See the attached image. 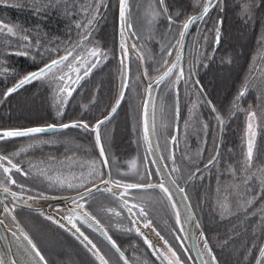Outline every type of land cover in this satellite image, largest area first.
<instances>
[{"label": "rangeland", "instance_id": "rangeland-1", "mask_svg": "<svg viewBox=\"0 0 264 264\" xmlns=\"http://www.w3.org/2000/svg\"><path fill=\"white\" fill-rule=\"evenodd\" d=\"M45 3L51 1V0H44ZM107 1L110 0H74L73 3H69V6H82L88 5V14L87 18L89 19L92 12H90L93 8V12L96 13V17H100L102 11L108 6ZM179 5H177L176 12L171 10V14L175 17V13L179 12L182 14L181 18L183 16L188 15H194L201 11V8L203 6V0H177ZM259 0H254V4L252 6V12L251 16L247 18V21H245L244 25H247L246 30V36L249 38L248 43V53L244 60L241 62V58L243 56L237 57V54H234V59L232 61H226L220 63L221 67H218V71H220L221 74L216 73L212 70V73L216 76L219 75V77H222L224 79L223 86L222 83L220 85V90L224 94L228 95L229 99L227 101V104L225 105L224 101L227 99V97L222 96L220 93L215 94V98L217 99L218 104L222 103L223 105L216 106L217 112L224 118L225 123L223 126H221L215 119L216 113L208 112L209 116L204 117V122H201L203 120V117L197 115L194 110L197 109V96L198 94L194 93L190 95L186 107V112L183 113L182 119L183 122L181 124H186L187 131L191 132V138L193 141L198 140L199 143L195 146H188L187 144V138L185 135L182 136V132H180L176 127V106L173 100L171 99L170 95L166 92V82L167 79L164 81V84H159L156 91L154 92V99L152 102L151 112H150V118H151V125L153 123V117L152 112L154 108V124H155V131L153 133L154 139L156 141L157 150H159L161 159L164 160L166 164V160L172 161L170 159V154H174L175 156V165L173 167H178L180 169L177 173V176L180 178V180L177 181L176 178L175 181L177 182L180 187H184L187 198L189 199V203H191L192 209L194 210V213L197 216L198 223L200 224L201 230L205 236L208 238V245H210V248L212 249V254L216 256V260L218 261V264H235L233 262V258L237 259L236 256L230 255V249L225 253V247L222 243V240H217L216 244L213 243V239L215 238V235L213 236V232H208L206 230V226L209 225L210 227H216L217 228V216L216 212L222 213V210L218 206V202L223 201V196L221 194L217 193V188L219 187L221 190V193L224 192V189L228 187L233 188L235 185L236 188H238L239 196L234 198L229 197V202L231 206L230 211H239L241 209H245L247 207V204L245 201H247L251 195L255 194L256 184L250 183V187L252 189L251 193L245 192V185L243 184V178L244 173L240 171V165L238 163H235L232 165L236 169L235 175H233L232 172L227 170V167L229 164L233 162V159L230 161L227 157L228 155H231L233 158L236 157L235 153L237 152L236 146H233L236 150L232 152V154H228V150L232 149L231 147H228V141L230 137V132L232 130V140L234 141L235 138L240 141H245V130L246 126L243 122L244 119L241 120V125L236 124V118L238 117L239 112H241L244 108L251 106L253 109L257 111V114L259 118L263 119L264 121V0H260L261 4H258ZM115 3L114 8L118 7L119 0H113ZM216 0L213 1L215 3ZM67 3V2H65ZM239 7L242 4V0H239ZM259 5V6H258ZM159 5L157 3V0H129L128 2V16H127V24L131 25L130 28H127V32L130 36V42L132 44L136 45V48H131L130 46V83L129 88L127 90V93L125 95V99L121 104L120 110L122 109V114L125 115L127 119V127L133 126L136 124V128H127L122 129V133H120L124 137V143L126 144L127 141H130L131 147H127L128 149L126 151H123V153L118 154L122 159L119 161L121 167L123 168V172H117L116 166L112 168L113 170V176L116 177L118 173H129L127 176L128 182H143L140 179V176H146L147 171H151V176H146L147 180H149L151 183H159V180L162 179L160 171H157V166L155 163H153V159L151 157V154H149V150L146 146V142L144 140V132L142 127V111H143V103L145 98V81L143 76L140 74L141 66L144 65L145 70L148 71L147 79L149 81V77L158 78L160 74L163 73V69L166 66L162 67V57L164 59H167L171 56H166L164 52H162V46H168L169 36H174L172 39L173 44H170L168 47L172 50L175 47H172V45L175 44V40L178 39L177 35V29L173 27L171 30H169V23L168 20L165 18L164 15H158L155 20H153L151 16V12L153 10L158 11ZM186 8V9H185ZM256 11H254V9ZM184 9V10H183ZM214 9V8H213ZM210 9V12L213 10ZM98 10V11H97ZM241 13V11H238ZM75 13V12H74ZM73 13V15H74ZM82 13V15L80 14ZM217 11L214 13L213 18L210 17L208 14L207 17H205L204 22H197L193 26H191V31L188 36V41L184 49V55L182 56L181 60L179 61L180 65L184 67V69L187 67L188 60L191 59V50L193 46V38L194 35L198 31V27H201L205 31V34L200 36L201 43L199 42L200 46L197 50L199 52H195L194 58H195V66H198L197 63H202L203 66L206 65L208 59L210 56L215 52L216 53V59L219 58V60L222 59L224 51L219 50L218 48L221 47V43L219 42V46L215 47L218 49L217 51H213L210 49V44L214 43V34L213 32H210L209 29H212L216 22V15ZM80 14V15H79ZM118 14V11H117ZM232 12L228 11V15H231ZM257 14V15H255ZM78 15V16H77ZM223 15V14H221ZM92 18V17H91ZM222 18L225 20V17L222 16ZM85 20V14L81 11L76 10L75 17H69L68 22L73 26V29L76 28L77 23H81ZM223 21V20H222ZM99 23V24H98ZM93 24V27L91 28V35L94 34L99 36V39L92 37L93 44L95 42H99L102 46L101 49L105 50L108 53V58L101 62L97 67L94 68L96 70L95 72L99 73V77L101 80L99 82V86L105 87L108 89L107 92H98L97 89L93 90L92 87H86L88 88V92L81 91V89H78V91L75 93H72V96L68 100L65 107H63V115L57 116V107H56V99L53 100L49 97H47V90L46 88H41V85L43 81H34L31 84L25 85L23 88L19 89L17 92L13 93L12 95L8 96L5 100L12 101L20 98L23 93H30L34 89H37L38 92H34V94H29L28 98L22 99L19 104L12 105L11 106V112H6L5 114L8 116V127L6 129H16V124H18V118H22L23 122L22 124H28L27 128L30 127H45L48 125H52L54 123H57V125H60L62 123H71L76 120H84L82 116H90L93 113L100 112L101 114L105 115L108 114L109 111H111V107L114 106L116 99L119 96L120 87L122 80L120 79L119 82L116 83V92L112 94V92L109 93L110 89L113 91L115 90V82L110 80L111 76H113L114 71L118 69L120 58H121V51L116 49L117 44H115V37L113 34L111 37H109V33H107V25L112 23L108 19L107 21H103V18L100 22ZM249 23V24H248ZM224 24V22L221 24V26ZM220 26V32L222 34V28ZM109 28V26H108ZM111 28L115 29L114 26ZM83 29V28H81ZM103 30H106V33L103 32ZM93 32V33H92ZM134 33V34H133ZM97 36V37H98ZM205 36H207V39H205ZM81 38V37H80ZM79 38V40H80ZM77 41V38L74 42L70 43L74 44ZM103 41V42H102ZM70 42V39L67 41V43ZM86 43V42H85ZM119 43H120V34H119ZM98 44V45H100ZM197 44V43H196ZM115 50V51H114ZM129 50V48H128ZM179 48H177L176 51H178ZM137 53H134V52ZM246 54V53H245ZM14 55V54H12ZM20 56V55H17ZM143 56V59H139L138 57ZM198 57H201L200 60H198ZM240 57V59H239ZM175 56L170 58L169 62H173ZM227 58V57H226ZM111 59V60H110ZM2 63V58H0V64ZM106 68H105V66ZM222 65L224 67H222ZM157 69H159V72H157ZM198 69V71H197ZM34 71V70H33ZM31 72V71H28ZM28 72H25L23 70H20L19 72L15 74V71H13L12 76H16L18 78L12 79L11 83L5 88V90L9 87H11L17 79L22 77L23 75L27 74ZM196 77L198 78L200 75V68H196ZM199 73V74H198ZM173 77L169 80H174L175 72L173 73ZM170 78V77H169ZM221 79V78H220ZM245 80L248 81V91L246 95L241 98L239 101V109L237 110L233 106V98H235L241 90L242 85L244 84ZM95 82V81H94ZM180 82V81H179ZM178 82V83H179ZM132 83V84H131ZM204 83V82H203ZM131 85V86H130ZM203 86V85H202ZM131 87V89H130ZM179 87V86H178ZM177 87V88H178ZM189 87V86H187ZM204 88V86H203ZM229 88V89H228ZM228 89V90H227ZM129 92V98L127 97L128 91ZM134 90V91H133ZM206 90V89H205ZM227 90V92H226ZM133 92H136L137 95H135ZM144 92V93H143ZM39 93V99L37 100V94ZM143 93V94H142ZM174 94V92H173ZM107 95L110 97H113L110 104L107 102ZM42 97V101L40 102V98ZM45 97V98H44ZM128 100L126 101V99ZM4 101V100H3ZM203 102V100H202ZM213 105V104H212ZM123 106V107H122ZM223 106H225L223 108ZM261 108V109H260ZM192 110V113L190 114L189 110ZM248 109V108H247ZM119 110V111H120ZM118 114V113H117ZM116 114V115H117ZM102 115V116H103ZM189 115L191 116L189 118ZM104 117V116H103ZM124 117V118H125ZM102 118V117H101ZM100 118V119H101ZM178 118V116H177ZM234 118V119H233ZM242 118H245V115H242ZM247 118V117H246ZM98 119V118H97ZM96 120V119H95ZM112 121V120H111ZM111 121L109 123H111ZM179 121V118H178ZM190 122V123H188ZM243 122V124H242ZM108 123V124H109ZM207 123L208 129H209V135L208 132L203 128V124ZM95 124V122L93 123ZM91 124V125H93ZM138 124V125H137ZM56 125V124H55ZM103 128V130H102ZM111 126H102L100 131H104L103 133V140L102 142H106L105 146H107V149H111L110 143L112 137L114 138L116 134H113V132H110ZM5 129V127L0 128ZM23 129H26L23 128ZM228 129V131H227ZM186 131V132H187ZM189 132V133H190ZM38 135V134H37ZM120 135V137H121ZM227 135V136H226ZM107 136V137H106ZM176 137V143H172V137ZM182 136V137H181ZM227 137V139H226ZM222 142L224 140L225 145L221 147L224 148L225 152L222 156V159L219 163V166H216V169H212L210 174L218 173L220 176L218 179V183L216 185L215 189H212L210 191H202V185L204 182L205 175L202 176V183H198L194 186L193 192L196 194V196H201L202 194H205V198L203 201L205 204L209 207V212L204 211L202 216L199 217L200 212L198 213V209L196 208L195 204L190 199V189H188L187 181L190 177V174H186L185 172L181 173V168L183 165H188L189 162L195 161L201 156L203 157L205 153H207L208 148L210 147V144L216 140ZM60 139L61 145L56 149L52 147L51 142L54 140ZM91 140L95 142V135L92 131L84 130L82 128H69L65 131L57 132L53 135H38V138L36 137H15V138H9L5 141H0V153L3 154H11L13 152L19 151L21 148H30L29 145L36 144L39 145V148L37 149V153L35 155H28L31 160L36 161L35 165L39 166L40 169H38V173L33 172L30 170L29 177L22 175L21 173L14 175V179L19 180H25L30 181L29 183L31 185H35L37 182L40 183V185L46 189L47 193L45 196H48V190L49 188L47 185L43 184L41 181L48 176H51L48 174V172L56 173V177L59 176L61 179L70 181L73 183H77L78 181L73 180V176H71L69 173H66L64 170L59 167V164H61L64 161V157L61 154H63L65 157L68 158L67 165L70 167H74L76 169L80 168V165L88 166L92 162H99L98 159L94 157L90 158L89 154H85V146L91 147ZM193 143V142H192ZM242 143V142H241ZM245 145V143H244ZM33 146V145H32ZM95 146L96 142H95ZM245 147V146H244ZM243 148V154L246 152V147ZM134 148V149H133ZM240 148V149H242ZM8 149V150H6ZM79 150V156L75 155L73 153V150ZM131 150V151H129ZM147 152L146 155L149 157V161L151 165H148L147 161L144 159V151ZM261 150V147H260ZM54 151H57L58 153H54ZM110 153H113V150H109ZM145 152V153H146ZM165 153L167 154L165 157ZM49 154L51 156L54 155L53 161L54 165L47 162ZM53 154V155H52ZM213 154V152L210 153V155ZM242 154V157H243ZM209 155V156H210ZM235 156V157H234ZM257 156V155H256ZM100 158V157H99ZM110 158L113 160L115 158V154H110ZM237 158V157H236ZM255 158V157H254ZM16 159H19L16 157ZM15 159V163H20V159L17 162ZM166 159V160H165ZM135 162L137 170L139 171L140 175H136L130 171L131 163ZM173 164V161H172ZM258 164L259 159L256 157L254 161V170L252 169V172H255V175L258 171ZM75 170V172H82V168L80 170ZM43 172V174L40 175V173ZM29 173V172H28ZM38 174V175H37ZM241 176L243 178H241ZM52 177H55L54 175ZM201 177V176H200ZM4 177H0V180H3ZM86 179V177H85ZM200 179V178H199ZM198 179V180H199ZM252 180V179H251ZM200 181V180H199ZM18 182V180H17ZM51 185H54L57 190L51 191V193L55 194V196H72L75 195V191L68 189L67 187H61L59 184H55L52 181ZM97 182V181H96ZM251 182V181H250ZM187 183V184H186ZM205 183V182H204ZM19 184V182H18ZM10 188H12L13 191H16L14 187L16 185H8ZM17 188V187H16ZM83 191V190H82ZM243 191V192H242ZM18 192V191H16ZM94 194H105L104 197H96L99 201V204L102 207L105 208H114L117 209L116 211L120 212L121 215L114 216L104 210H99L97 207H95L93 210L86 205V209L91 212L97 220L102 218L103 222L100 220V226L102 225L104 228V231H107L106 226H111L112 232L117 233L124 239V244L120 245V248L122 251H124L125 255L128 253L133 254L134 256L137 255L138 258L141 257L140 255L146 254L149 255L152 254V258H155L158 264H167L166 260H162V257L164 255H167L170 257V253L168 252V246L170 245L171 248L177 253V255L180 257L181 261L184 262V264H196L194 261V258L191 255V251L189 246L187 245V240L185 237V230L181 231L180 227L181 224L183 225V219L181 214V224L178 228L173 227V217L175 215V210H171V206L169 202H167V199L165 195L159 191V190H149L146 191H140L136 192L134 190V196L135 200L133 202L140 203L142 207H144L145 211L148 213V219H153L154 223L152 222V226L150 228H144L143 227V218H141L136 224L132 223V218L129 216L126 209H124L126 215L129 219L128 222L125 221L124 217H122L123 210L117 206L118 204L112 205V201L118 202L117 199L112 198L110 195L106 193H94ZM108 195V197H107ZM4 198V197H3ZM111 198V199H110ZM199 199V201L201 200ZM175 200V199H174ZM262 200H264V197H262ZM62 200L60 199H34V200H27V197L23 195V199L20 201V204H22L23 207H25L26 210L29 212H24L19 208H16V211H19L18 213L15 211L13 215L16 217V219L19 221V225L21 228L24 229V232L28 234V236L33 240L34 243H36L37 247L39 248L40 252L44 257H46V251H47V244H51L52 247H55L57 249L60 248V246L63 245H69L70 249H74L71 247V243H74L77 245H81V247L84 249V245L81 244L80 240H78L72 232L68 231L66 228H61L59 224L53 222L52 220L47 219L46 217L52 216L56 220H59L58 217H56V214L59 216H63L66 214L67 209L65 208L64 212L57 213L56 207H50V209H46V207L50 206V203L55 202L59 205ZM176 201V200H175ZM5 204L11 206V203L16 201H13L11 196L8 197L7 200L4 201ZM91 202V200L89 201ZM257 204L255 207L252 206V208H248V211H251V214L246 219L248 222L243 223V230L247 229L248 231L252 229L251 235L244 234L243 239L240 237V235H237L239 237V242L236 243L235 247L232 248L233 251H247L248 247L252 246L253 243H255L256 238L252 237L256 234V228L259 225L258 217H261L260 209L264 208L262 207L261 200L256 201ZM119 203V202H118ZM27 205H31V207H28ZM69 207H72L69 205ZM34 208L36 210H34ZM178 210L181 211V208L179 209L177 205ZM150 211L155 217L151 218L149 215ZM43 213V214H42ZM138 215V214H137ZM176 217V216H175ZM43 219V220H42ZM63 221V220H62ZM112 221H115L112 223ZM176 221V219H175ZM262 221V219H261ZM61 222V220H60ZM160 222V223H159ZM63 223V222H61ZM55 225L56 230H52V225ZM78 226L81 227V231L84 232L85 235L89 237L93 241V243L96 244L97 248L100 249V252L105 255V258L109 260V264H123V262L119 259V256L117 255V252L100 237V235L97 232H94L92 229H90L87 225H83L80 222H77ZM106 224V225H105ZM219 226V225H218ZM106 227V228H105ZM135 228H140L145 235L148 236V238L152 241L154 248L158 251L154 252L153 249L148 248L147 244L144 242L143 238L135 232ZM153 228H155L156 232H159L161 236L164 237L165 240L168 241V245H165L162 240L159 239L158 236L155 235V232H153ZM125 229H133L132 231H125ZM184 229V225H183ZM108 235L111 236V234L107 231ZM112 237V236H111ZM176 237H179L180 239H176ZM113 238V237H112ZM132 239V245L137 248V245L135 244V241H139L144 244V249L142 252L139 251H129L128 247L130 245V240ZM245 239L248 241H245ZM115 240V239H114ZM116 241V240H115ZM245 242V244H248L247 249L244 248V245L242 242ZM118 244V241H116ZM217 246V251L214 250V245ZM119 245V244H118ZM264 245V244H263ZM86 250V249H84ZM87 251V250H86ZM88 252V251H87ZM90 254V252H88ZM225 256H224V255ZM252 258L255 259L253 261V264H255L256 259L259 256V252H256V250H251ZM204 255L207 257L209 263H211L210 256L207 254V249H204ZM221 255H223V259L221 258ZM91 256V254H90ZM127 256V255H126ZM160 256L161 258L158 259L157 257ZM92 257V256H91ZM93 258V257H92ZM46 259V258H45ZM143 262H149L150 259L148 258H139ZM47 260V259H46ZM131 264H133L131 262ZM238 264V263H237Z\"/></svg>", "mask_w": 264, "mask_h": 264}, {"label": "trees", "instance_id": "trees-1", "mask_svg": "<svg viewBox=\"0 0 264 264\" xmlns=\"http://www.w3.org/2000/svg\"><path fill=\"white\" fill-rule=\"evenodd\" d=\"M74 0H51L47 3H45L46 1L44 0H3L2 3H0V21H2L5 24H9L11 26H14L17 30L18 36L20 35H24V34H28L29 35V55L27 56H16V55H11L10 52H17L19 50H23L22 48V44L24 43L23 41H20L18 43L17 37H10L8 34H4V35H0V58H2V63L4 67H9V70H13L15 71V74L17 72H19L20 70H23L25 72L28 71H35L37 70L39 67L43 66V64L47 61H49L50 59L53 58H57L59 55H63L65 53V49H70L80 38L79 33H82L84 31V29H73V26L68 22V18L75 17V13L76 10L78 12H80V9L82 6H74V4L72 6H69V3H73ZM67 2V3H65ZM108 6H106V8L102 11L103 13H101L100 17H96L95 15V23H98L101 21V19L103 18V21H107L108 19L110 20V24L107 25V33H109V37H111V35L113 34V36L115 37V44H117V47H115L116 49L119 50V33H118V22H117V11L116 8H114L115 3L113 2V0L107 1ZM165 3L167 5L168 8V12L171 14V10L176 12L177 9V5H179L177 0H165ZM239 0H223L221 7L223 8V11H220L219 8L216 9V11L218 12L216 15V20L217 19H221L223 20L224 24L221 26L222 28V34L220 36V43L222 44L220 48H218L219 50L222 49L225 50L223 57L221 60H219V58L216 59V53L214 52L210 58L208 59L207 63L205 66H203V64L197 63L198 66H196V68H200V75L198 77V80L200 81V86H204V93L205 94H198L197 93V89L192 87L193 84V79L188 80L187 79V83H189V87H185L183 83L177 84L174 83V80H171L169 82V80L173 77L168 78L166 84V92L167 94L170 95L171 99L173 100V102L175 103L176 109L178 107L179 109V121L178 118L176 116V125L175 127L182 132V136L185 135L187 138V144L188 146H193V145H197L199 143L198 140L193 141L191 136V132L187 131V128L185 127L186 124H181L183 122L182 119V115L183 113L186 112V107H187V103H189L188 99L190 97L191 94L194 95V93L198 94L197 96V109L194 110V112L203 117V120L201 122H204V117L209 116L208 112H211V107L207 104V100H211L213 105L219 106L220 104H218L217 99L215 98V94L217 95V93H220L222 96L229 98L228 92H229V88L226 90L227 94H224L223 92H221L220 90V85L224 82V79L222 77H219V75H214L212 73V70L215 71L218 74H221L220 71H218V65L219 67H221L220 63L222 62H226V61H232L234 59V54H237L240 56H243V58L239 59L241 60V62L244 60V58L246 57L248 51H247V47H248V43H249V38L246 36V30H247V25H244L245 21H247L248 17H241V14L238 12L239 10L241 11V6L239 7ZM258 4L260 5L261 2L260 0L258 1ZM258 5V6H259ZM186 9V8H185ZM257 8L254 9V11H256ZM95 9L93 8L90 12H92L89 17V19H91V17L93 16V14L95 12H93ZM96 11V10H95ZM228 11H231L232 14L228 15ZM75 12V13H74ZM74 13V15H73ZM82 15V13H80ZM79 14V15H80ZM96 14V13H95ZM223 14V15H221ZM257 15V14H255ZM78 16V15H77ZM222 16L225 17V20L222 18ZM264 22V21H263ZM99 24V23H98ZM249 24V23H248ZM109 26V28H108ZM112 26H114L115 29L111 28ZM93 27V26H92ZM95 27V26H94ZM93 27V28H94ZM23 29L24 31L21 32L20 30ZM104 33H106V30H103ZM93 33V32H92ZM94 34H92L91 36L94 38L99 39L98 35L93 36ZM98 36V37H97ZM89 38V39H92ZM77 38V41L74 44H71L72 42H74ZM70 39V42L67 43V41ZM92 42H94L93 40H91ZM103 42V41H102ZM87 43V42H86ZM100 44L99 42H95ZM91 46V45H89ZM101 44L99 45V47L101 48ZM218 47L219 45L216 44L215 42L210 44V49H212L213 51H217L218 49H216L215 47ZM178 47H175L173 49V55L169 58H167L168 61H170L169 59L174 57L176 55V50ZM39 49V52L37 51ZM218 50V51H219ZM115 51V50H114ZM246 53V54H245ZM33 57H35L33 59ZM227 57V58H226ZM71 59V57H70ZM201 57H198V60H200ZM111 60V59H110ZM105 66V65H104ZM121 64L119 63V67L117 70L114 71L113 76H111L110 80L115 82V90H111L109 91L113 93L116 92L117 88H116V83L120 81L121 78ZM167 67V66H166ZM166 67L163 69V71L166 69ZM222 67H224L222 65ZM106 68V66H105ZM84 69H81V75L83 74ZM96 70H94V68L92 69V71L90 72V74L92 72H94V81L90 83L89 81V75L87 77H85L84 79L80 80L79 83L77 85H74L75 87V91L73 92H77L78 89H81V91H85L88 92V88H86V86H94L92 87L93 90L97 89L98 92H107L108 89L105 87H101V85L99 86V82L101 80L99 77V73L101 72L100 70H98V72H95ZM198 71V69H197ZM199 74V73H198ZM11 76L9 78H3V76H0V99H3V93L5 91V88L11 83L12 79L18 78L16 76ZM132 76V75H131ZM221 78V79H220ZM204 82V83H203ZM132 84V83H131ZM164 84V82H163ZM131 86V85H130ZM179 86V87H178ZM46 88L47 90V97L51 98L53 100L56 99L57 94H56V85L55 83H47V82H43L41 85V88ZM178 87V88H177ZM198 87V86H197ZM121 88V87H120ZM131 89V87H130ZM206 89V90H205ZM38 92L37 89H34L32 92L30 93H23V95L16 99V100H12V101H7L5 99H3L4 101L2 103H0V128L5 127V129L8 127L7 123H8V116L5 114L6 112H11V106L12 105H16L19 104L20 101L22 99L28 98L29 94H34V92ZM134 91V90H133ZM129 92L128 91V95L127 97L129 98ZM174 92V94H173ZM217 92V93H216ZM135 95H137L136 92H133ZM144 93V92H143ZM142 93V94H143ZM215 93V94H214ZM108 99L107 102L110 104V102L112 101L113 97H109L107 95ZM45 98V97H44ZM128 98L126 99V101L128 100ZM39 99V93L37 94V100ZM59 99V97H57L56 101ZM70 99V97L67 98V102ZM235 98H233L234 100ZM203 100V102H202ZM227 100L224 101L225 105L227 104ZM40 102L42 101V97L40 98ZM67 102L64 104V107L66 106ZM56 107H58V104L56 102ZM123 107V106H122ZM221 107V105H220ZM225 107V106H224ZM223 107V108H224ZM216 108V107H215ZM248 107H246V109L244 108L241 112L237 113L238 117L236 118V124H240L241 125V120H243L245 126L246 125V120H247V116H246V111ZM261 109V108H260ZM245 115V118H242V115ZM103 114H101L100 112L97 113H93L92 115L88 116H82L84 118V120L87 122L89 125L93 124L94 122H96L98 119H100ZM106 115V114H105ZM177 115V114H176ZM124 114H122V109L118 112V114L112 119L111 123L106 124L105 126L107 127L108 125L111 126L110 128V132H113V134H116V136L112 139L109 146H111V149L113 150V153L115 154V158L112 160L110 158V153L109 150L111 149H107L108 147L105 146L106 142H104V147H105V152L106 155L108 156L112 168L114 166H116V171L117 172H123L122 171V167L119 163V161L122 159L120 156H118V154L123 153V151H126L128 148L127 147H131V143L130 141H127L126 144L124 143V137L120 134L122 133V129H127V128H136V124H134L133 126L127 127V119ZM191 116L189 115V118ZM98 118V119H97ZM96 119V120H95ZM234 119V118H233ZM80 120V119H79ZM263 119L259 118L258 116V120L257 122L254 124V128L256 131V137H255V150H254V161L256 159V157H258L259 159V164H258V169L261 167H264V121H262ZM23 119L20 117L18 118V124H16V127L19 129H23V128H27L28 124H22ZM242 122V124H243ZM190 123V122H188ZM54 124H58L54 123ZM138 125V124H137ZM259 125V126H257ZM103 130V128H102ZM209 135V129H205ZM187 131V132H186ZM228 131V129H227ZM190 132V133H189ZM103 133L104 131H101V139L103 140ZM121 135V137H120ZM181 136V137H182ZM227 136V135H226ZM228 136L230 137L229 141H228V147H231L232 149L228 150V154H232V152H234L236 149L233 148V146H236L237 148V152L235 153L236 157L233 158L231 155H228L227 157L229 158V160L231 161L233 159V162L229 165H234L235 163H238L240 161L243 160L242 154H243V148L242 146L246 147V140L244 141H240L239 144V140H237V138H235V140H232V130L230 132V135L228 134ZM107 137V136H106ZM227 139V137H226ZM61 140H54L53 142H51L52 147L54 148V146L56 147V149H58V147L61 145ZM92 144L91 147L85 146V154H89L90 158L92 157V155H94V157L98 160H100L99 158V150L98 147L95 146V142L93 140H91ZM193 142V143H192ZM242 142V143H241ZM245 143V145H244ZM38 142H36V144H32L33 146L28 148L27 151L25 152H21L20 155L16 156L20 159V163L19 165L23 168V170L25 172H29L30 174V170H32L35 173H38V169L39 166L35 165L36 161H33L30 159V157L28 155H35L37 153V149L39 148V145H37ZM225 145L224 140L219 141L217 138V141L215 140L210 144V147L208 148L207 153H205V155L195 161H191L188 163V165H183V167L181 168V173L185 172L186 174H190V176H192L193 173H195V177L192 179H188L187 183L188 184V189H190V199L191 201L195 204L196 208L198 209V213L200 212L201 214H199V217L202 216V214L204 211L209 212V207L205 204V202L203 201V199L201 198H205L204 196H206L205 194H202L201 196H196V194L193 192V188L196 184L198 183H202V179L199 177L204 176V182L202 185V191L206 192L207 190L210 191L212 189L216 188V185L218 183V179H219V175L218 173H213L210 174L212 169H216V165L214 167H209L207 169L204 168V164L207 162V160L213 155L210 153L213 152L214 153V149L216 147H219V151L221 154V158L220 161L222 159V156L225 152L224 148L221 147ZM244 147V148H245ZM261 147V150H260ZM242 148V149H240ZM134 149V148H133ZM131 151V150H129ZM144 151V150H143ZM144 151V159L145 157H147L145 159V161H147L148 165H151L150 161H149V157L147 154V152ZM54 153H58L57 151H54ZM73 153L75 155H80L79 150L75 149L73 150ZM53 155V154H52ZM60 155H62L65 159L64 161L59 164V167L61 169L59 170H64L66 171V173H69L71 176H80V172H75L74 167L72 166H68V158L65 157L63 154L60 153ZM167 154L165 153L164 157ZM210 155V156H209ZM257 155V156H256ZM94 157H92V159H94ZM54 155L51 156L49 154L47 162L51 163L54 165V161H53ZM16 159V158H15ZM19 159H16L17 162L19 161ZM166 160V159H165ZM15 161V160H14ZM13 161V162H14ZM220 163V162H219ZM32 165H35V167H32ZM229 165L226 166L227 170L229 168ZM166 166L168 167V170L171 172V174L173 175V178H176L177 181L180 180V178L177 176L176 172H173V164L172 161L166 160ZM26 167V168H25ZM97 167H99V164H97ZM199 168L200 171L197 172L196 169ZM255 167H253L254 170ZM80 168L76 169V170H80ZM240 169V168H239ZM88 166H83L82 168V172H84L86 180H92L93 177H88L87 176V171H88ZM259 172V171H258ZM3 174V173H2ZM14 175L19 174V173H15L13 172ZM43 174V172L40 173V175ZM48 174H50L51 176H55L56 177V173H51L48 172ZM38 175V174H37ZM261 173L259 172V174L257 173V175L252 177L251 180V184L254 183L256 184V188H258L259 185V181L257 179V177H260ZM29 177V175L27 176ZM241 178H243L241 176ZM4 179V178H3ZM200 181H199V180ZM19 184H24L25 185V189L23 192L24 196H28V195H32V196H37L40 193H43L44 195H46L47 191L45 188H43L40 183H36L35 185H31L29 182L30 181H26L25 180H19L17 179ZM43 184L47 185V187L49 188L48 190V197H52L55 196V194L51 193V191H55L57 190V188L54 185H51L50 180L46 177L41 181ZM98 183V180H97ZM186 183V184H187ZM250 184V185H251ZM17 187V186H16ZM14 187V189H16V191L21 192V189L19 187ZM215 187V188H214ZM233 188H236V186L234 185ZM29 189H31L32 191H28ZM81 191L83 189H80ZM149 190H155V189H149ZM159 190V189H156ZM232 188H230L229 191H231ZM143 192L146 190H142ZM160 191V190H159ZM136 192H140V191H136ZM243 192V191H242ZM75 193V192H74ZM204 195V196H203ZM104 197L106 196L105 194H94V198L91 199V202H89V207L93 210L95 207H97L99 210H104L107 209L105 207H102L99 204V201L97 200L96 197ZM108 197V195H107ZM231 198H234V196H231ZM111 199V198H110ZM167 199V198H166ZM199 199H201L199 201ZM52 200V199H51ZM167 202L168 199H167ZM113 206H115L114 204H118L117 206H119L122 210V217H124L125 221L128 222L129 219L124 211L123 206L118 203V202H111ZM170 206L171 203L169 202ZM257 204V202L255 204H253L252 206L255 207ZM262 207H264V203L261 204ZM251 207H245L247 208V211H244L243 209L239 210V211H229V212H223L220 213L219 211L216 212V216H217V228L216 227H210L209 225L206 226V230L208 232H213V236L215 235V238L212 240L213 243L216 244L217 240H222V243L224 244V249L226 250L224 254H226V252L230 249V255L231 256H236L237 259L235 261V259L233 258V262L235 264H253V261L255 259L252 258V254H249V249L250 250H256V252H259V247L264 246V229H262V225H264V221H261V217H258L259 225L256 228V234L252 237L256 238L255 244L257 245V247L253 248L252 246L248 247V244L243 241V245L244 248L248 250L247 251H242V252H238V251H233L232 248L235 247L236 243L239 242V237L237 235H240V237L243 239L244 234H249L251 235V230H243V223L246 221L248 222L246 219L249 217V215L251 214V211H248V208H252ZM117 210V209H116ZM171 210H174L171 206ZM147 211V210H146ZM19 211H17L18 213ZM149 215L151 218L155 217V215H153L150 211ZM176 217L174 215L173 217V227L178 228L180 225L177 224V222L175 221ZM43 220V219H42ZM101 222H103L102 218L99 219ZM153 223V219H150ZM115 221H112V223H114ZM160 223V222H159ZM106 225V224H105ZM219 225V226H218ZM56 226L53 224L52 225V230L55 231ZM107 227V228H106ZM105 228L107 229V231L111 234V236L113 237V239H115L116 241H118L119 246L122 245V243L124 244V239L118 235L117 233H113L111 226H106ZM245 241H248V239ZM135 244L137 245V248L134 247L132 245V239L130 240V245L128 247L129 251H139L142 252L144 249H146L144 247V244L141 242H137L135 241ZM213 244L214 246V250L216 251V253H218L219 251H217V246ZM47 251H46V259L48 261L49 264H98L97 261H95L90 254L84 250L81 247V245H79L77 247L76 244L71 243V247H73L74 249H70L69 245H63L60 246L59 249L52 247L51 244H47ZM223 254V255H224ZM118 255V254H117ZM127 257H129L130 261L133 264H158L157 261L155 260V258H152V254L150 253L149 255L143 254L140 255L141 257L139 258H148L150 259L149 262H143L141 261L137 255H133L131 253L126 254ZM221 255V258L223 259V256ZM119 256V255H118Z\"/></svg>", "mask_w": 264, "mask_h": 264}, {"label": "snow or ice", "instance_id": "snow-or-ice-1", "mask_svg": "<svg viewBox=\"0 0 264 264\" xmlns=\"http://www.w3.org/2000/svg\"><path fill=\"white\" fill-rule=\"evenodd\" d=\"M3 0H0L2 3ZM223 0H216L213 3V0H203V6L201 11L194 15L182 16L181 13H175V17L173 14L168 12L167 5L165 0H157L159 5L158 11L153 10L151 12V16L153 20L158 15H164L165 18L168 20L169 23V30L173 27L177 29L178 39L175 40V45L172 47H178L180 51L184 48V40L186 35L190 32V27L197 22H204L205 17L208 16L210 9L219 8L220 11H223L221 7ZM254 4V0H242L241 4V17H250L252 12V6ZM120 5V20H121V40H120V51H121V88L119 92V96L115 101V105L111 107V112L109 114L104 115L102 119H98L95 124L89 125L87 122L82 120H76L71 123H62L59 125L60 128L68 129V128H82L84 130H89L94 133L95 135V142L99 148V157L100 160L98 162L99 167H97V162H92L88 165L87 176L93 177L92 180H86L84 172H81L80 176H73V180L78 181L77 183H73L70 181H66L61 179L59 176L52 177L48 176L47 178L55 184H59L61 187H67L68 189L74 190L75 195L72 196H52L48 197L45 196L43 193H40L37 196L28 195L27 200H34V199H60L64 203L62 205L56 206V212L61 213L67 209L65 215L61 217L62 220H65L67 223H61L60 220H56L52 216L46 217L49 220L59 224L61 228H66L68 231L72 232V234L80 240L81 244L84 245L85 248L88 249L89 252L95 256V258L100 262V264H109V260L105 258L100 252V249L97 248L96 244L93 243L91 239L87 235L81 231V227L78 226L77 221H79L83 225H88L91 227L89 221H95L96 224H99L100 221L96 219V217L86 209V205H88L89 201L94 198V193L103 192L110 194V196L114 199H117L118 202L123 206L124 209L127 210L129 216L132 218V223L136 224L141 218H143V227L150 228L152 226V221L148 219V213L145 211L144 207L141 206L140 203L133 202L135 200L134 190L135 191H142L147 189H159L168 201L171 203L172 208L175 210L176 222L177 224H181V214L177 208V202L173 199V193L165 185V183H151L147 180L146 176H151V171H147L146 176H140V179L143 182H128L127 176L129 173H118L116 177L113 176V170L111 162L108 156L105 153V147L101 139L100 128L104 125L107 121L111 119V114H114L117 111L121 101L124 99V90L129 87L128 85V65L126 63L128 59V45L124 39V32L126 27L130 28L131 25L127 24V12H128V0H119ZM88 5L81 7V11L85 14V20L81 23L76 24L77 29L83 28L84 31L79 33L80 40H78L70 49H65V53L63 55H59L57 58L50 59L49 61L45 62L43 66L39 67L35 71L28 72L27 74L23 75L16 82L9 88H7L3 93V99H6L8 96L12 95L13 93L17 92L19 89L23 88L27 84H31L34 81H43L49 84L55 83L56 85V94L59 99L57 100V112L56 115L62 116L63 115V107L64 104L67 102V98L72 96L73 91H75L74 85H77L80 80L87 77L93 68L97 67L101 64L102 61L108 58V53L101 49L98 43L93 44V42L89 39L91 36V28L95 21V13L93 14L91 19L87 18L88 14ZM98 11V10H97ZM223 23L221 19H217L215 25L212 29H209L210 32L214 34V42L219 44L220 42V25ZM21 32L24 30L21 29ZM8 34L10 37H17L18 43L23 41L22 44L23 50L17 51L16 55L27 56L29 55V35L24 34L18 36L17 30L14 26L9 24H5L0 21V35ZM134 34V33H133ZM207 39V36H205ZM87 42V43H85ZM91 45V46H89ZM132 48H136V45H131ZM162 52L165 53L166 56H172L173 52L168 46H162ZM39 52V49L37 50ZM180 51L176 52L175 61L169 62L167 59L162 57L163 66H167L166 69L163 71L162 74L158 76V78L149 77V82L147 83L145 92L147 99H145L143 105V132H144V140L149 145V150H151L152 141L150 139V125H149V104L151 102V97L155 89L153 88V83L156 85L162 84L166 78L172 77L173 73L175 72L174 76V83H178L180 80L186 78L185 69L179 63L181 60ZM71 57V59H70ZM35 57H33L34 59ZM139 59H143V56L138 57ZM84 69L83 74L81 75V69ZM159 72V69H157ZM9 74V70L0 64V76H5ZM145 76H148V71L145 70L143 73ZM193 76V69H189L187 72V79L191 80ZM199 86V87H197ZM193 88L197 89L198 94H205L203 86H200V81L194 80L192 84ZM248 91V81L245 80L244 84L239 90L235 100L233 102V106L237 110L239 109V101L243 98ZM3 99H0V103L3 102ZM207 104L211 107L213 113H216L215 119L216 121L223 126L225 123L224 118L217 112V109L214 105H212L211 100L206 101ZM246 111V130H245V137H246V152L243 154V160L239 162L240 164V171L243 172V184L245 185V192L251 193L252 189L250 187V181L253 176H255V172L251 170L254 167V150H255V137L256 131L254 128V124L258 120V114L255 109L251 106ZM190 114L192 110H189ZM177 116L179 115V109H176ZM153 123L151 125V132L154 133L155 131V124H154V108L152 112ZM187 124V122H185ZM259 126V125H257ZM57 125L52 124L48 125L47 127H30L26 129H0V141H5L9 138L15 137H36L38 138L37 134L46 133L49 131L54 130ZM207 123L203 124V128L207 129ZM176 137H172V143H176ZM28 147H32L29 145ZM27 151L26 148H21L17 152H13L11 154H3L0 153V172L4 174V179L0 180V192L8 194L3 199H0V205H4L2 212H0V228L5 227V220L11 218V223L7 225L8 231L11 232L13 238H15L18 242L20 241V237H23V240L27 242V245L24 246L23 251L26 253L28 257H31L33 260L35 257H39V261L41 264H48V261L45 259L44 255L41 254L39 248L37 247L36 243L28 236L27 233L24 232V229L19 226V221L13 215L15 212L19 202L23 199V192L25 189L24 184H18L17 180L13 178V172L21 173L24 176H27L29 173L25 172L23 168L18 164L13 162L12 157L20 155L21 152ZM147 157H145L146 159ZM170 159L173 161V165H175V156L174 154H170ZM221 158V154L219 151V147L214 149L213 155L207 160L204 164V168L207 169L209 167H214L219 164ZM155 163V161H153ZM35 167V165H32ZM83 168V165H80ZM228 170L235 175L236 169L229 165ZM130 171L136 175H140L139 171L137 170L136 164L133 161L131 163ZM159 171V169H157ZM173 172H179L180 169L178 167H173ZM197 172L200 171L199 168L196 169ZM261 173L260 177H257L259 181V187L255 189V194L251 195L250 198L245 201L248 207H251L253 204L256 203L257 200H262L264 197V167L257 169ZM195 177V173L189 177L192 179ZM203 178V177H199ZM98 180V183L96 182ZM172 185H176L175 179H170L169 181ZM16 185L21 189V192L13 191L8 185ZM103 186V187H101ZM80 189H83L81 191ZM28 191H32L29 189ZM217 193L223 196V201L218 202L219 208L223 212H229L231 210L229 197L230 196H239L238 188H232L229 191L228 187L224 189V192L221 193L220 188H217ZM180 192H184V189H180ZM8 196H11L13 201L16 203H11V206L4 204V201L8 199ZM71 205L72 207H69ZM31 207V205H27ZM104 211L114 215L119 216L121 215L120 212L116 211L114 208L104 209ZM247 211V208L244 209ZM261 212V219L264 221V208L260 209ZM43 214V213H42ZM138 214V215H137ZM70 226V227H69ZM101 228L103 226L101 225ZM16 229L19 230L20 235H18ZM262 229H264V225H262ZM133 229H125V231H132ZM155 232V235L159 237L160 240L164 242L165 245H168V241L164 239L163 236L160 235L159 232H156L155 228L152 229ZM180 230L183 231V225L181 224ZM135 232L139 234L144 242L147 244L148 248L153 249L154 252L158 251L154 248L152 241L148 238L145 233L141 231L140 228H135ZM103 235L107 238L108 242L111 244L112 248L119 254V259L123 262V264H131L129 257H127L124 251L121 250L120 246L117 242L108 235L107 231H103ZM0 239H6L3 234H0ZM176 239H180L176 237ZM204 239V246L207 249V254L210 256L211 264H218L216 260V256L212 254V249L208 247V238L207 236L203 237ZM10 247V246H9ZM252 247L255 248L257 245L255 243L252 244ZM168 252L171 254L170 257L164 255L162 260H166L167 264H184L181 261L180 257L177 253L168 246ZM251 250L249 249V254ZM34 254V255H33ZM158 259L161 257L158 256ZM0 264H6L5 257L3 253H0ZM7 264H16L14 260L11 259L9 256ZM204 264H209L208 261H204ZM255 264H264V246L259 247V256L256 259Z\"/></svg>", "mask_w": 264, "mask_h": 264}, {"label": "water", "instance_id": "water-1", "mask_svg": "<svg viewBox=\"0 0 264 264\" xmlns=\"http://www.w3.org/2000/svg\"><path fill=\"white\" fill-rule=\"evenodd\" d=\"M214 1V0H213ZM129 2V0H128ZM117 11H118V14H117V22H118V33L120 34V40H121V20H120V5H119V2H118V7H117ZM129 12V10H128ZM128 12H127V16H128ZM193 26V25H192ZM190 31H191V27H190ZM190 33V32H189ZM189 35V34H188ZM188 35H186L185 37V40L183 42L184 44V48L182 51H180V49L178 51H180V54H181V58L182 56L184 55V49H185V46L187 44V37ZM124 39H125V42L126 44L128 45V48H129V51H128V59L126 61L127 65H128V73H127V76H128V85L130 83V78H131V75H130V67H131V64H130V57H131V54H130V46L133 45L131 42H130V36H129V33L127 32V27L125 29V32H124ZM132 48V47H131ZM133 49V48H132ZM134 50V49H133ZM134 52V51H133ZM134 53H137V52H134ZM175 61V58L173 60V62ZM145 71V68H144V65L141 66V71H140V74L143 76L144 78V81H145V85H147V83L149 82L148 79H147V76H145L143 73ZM167 79V78H166ZM159 85H156L155 83H153V88L157 89ZM129 88V87H128ZM127 89L124 90V99H125V95H126V92H127ZM154 91V92H155ZM154 92L152 94V97H151V102L149 104V113L151 112V105H152V102H153V99H154ZM124 99L121 101L119 107L117 108V111L114 113V114H111V119L116 115V113L120 110V107H121V104L122 102L124 101ZM145 99H147V96H146V93H145V98H144V102H145ZM144 105V103H143ZM142 118H143V111H142ZM111 119L109 121H107L104 125H106L107 123H109L111 121ZM102 125V126H104ZM149 125H150V139L152 141V145H151V150H149V145L146 143V146L149 150V154H151V157L153 159V161H155V164L157 166V168L159 169L160 171V174H161V177L162 179L159 181L160 183H165V185L167 187H169V189L171 190V192L173 193V199L176 200L177 202V205L180 209V201L182 200L184 204H186V207H187V216L186 218L184 219V215H182V219L183 221L185 222L186 224V229H185V237H186V242H187V245L189 246L190 248V251H191V255L192 257L194 258V261L196 264H204V261H207V259L205 258L204 254L202 251H200V248L197 244V238L195 237V235H193V230H194V227H197L198 228V237L200 239V241L203 243L204 245V239L203 237L205 236V234H203L202 230H201V227H200V224L198 223V220H197V216L196 214L194 213V210L192 209V206L191 204L189 203L188 201V198H187V195L185 192H180V189H184V188H181L177 182H176V185H172L169 181L170 179H174L173 178V175L171 174V172L168 170V167L166 166L164 160L161 159V156H160V153H159V150H157V145H156V141L154 139V135L153 133L151 132V118L149 116ZM101 126V127H102ZM142 127H143V121H142ZM66 129H63V128H60L59 126H57L54 130L52 131H49V132H46V133H41L40 135H49V134H55L57 132H60V131H64ZM101 130V128H100ZM91 131V129H90ZM101 133V131H100ZM98 147V146H97ZM99 150V148H98ZM106 153V152H105ZM103 187V186H101ZM99 193V192H98ZM103 193V192H101ZM107 194V193H106ZM0 197H5L7 196L8 194L6 193H3V192H0ZM110 195V194H108ZM10 197V196H8ZM15 203V202H13ZM64 202L61 201L60 204H63ZM59 204L58 203H55V202H52L50 203V206L49 207H46V209H50V207H56L58 206ZM34 210H36L34 208ZM180 211V210H179ZM56 216L58 217L59 220H61V222L63 223H67L65 220L62 221L61 217L62 216H59L58 214H56ZM186 220V221H185ZM79 222V221H78ZM89 223L91 224V227H89L90 229H92L94 232H97L100 237L109 245V247L112 248L111 244L108 242L107 238L103 235V231H104V228H101L100 224H96L95 221H89ZM20 226V225H19ZM88 226V225H87ZM70 227V226H69ZM18 235H20V233H18ZM20 240L21 242L26 246L27 245V242L23 240V237L21 236L20 237ZM84 247V246H83ZM208 247H210V245H208ZM87 251L88 249L85 248ZM115 250V249H113ZM89 252V251H88ZM7 253L9 254L8 250H7ZM91 256L93 257V259L95 261L98 262V264H100V262L95 258V256H93V254L90 252ZM118 254V253H117ZM34 255V254H33ZM119 255V254H118ZM34 262L35 264H41V262L39 261V257H35L34 259ZM49 264V263H48Z\"/></svg>", "mask_w": 264, "mask_h": 264}, {"label": "bare ground", "instance_id": "bare-ground-1", "mask_svg": "<svg viewBox=\"0 0 264 264\" xmlns=\"http://www.w3.org/2000/svg\"><path fill=\"white\" fill-rule=\"evenodd\" d=\"M129 51V50H128ZM127 93V92H126ZM115 105V104H114ZM111 111L108 112V114L110 113ZM119 112V111H118ZM117 112V113H118ZM116 113V114H117ZM116 116V115H115ZM114 116V117H115ZM113 117V118H114ZM103 118V117H102ZM101 118V119H102ZM112 118V119H113ZM111 119V120H112ZM108 124V123H107ZM59 126V125H57ZM47 127V126H45ZM69 129V128H68ZM65 131V130H64ZM40 135V134H38ZM49 135H53V134H49ZM160 181V180H159ZM160 183V182H159ZM180 186V185H179ZM182 188V187H181ZM184 188V187H183ZM184 191H185V188H184ZM186 193V192H185ZM187 195V194H186ZM1 196V195H0ZM0 199H3V197ZM189 201V199H188ZM5 204V202H4ZM191 204V203H190ZM4 205H0V212H2V209H3ZM180 208H181V214L184 215V219L186 218L187 216V207H186V204L183 203V201L181 200L180 201ZM57 217V216H56ZM2 218V217H0ZM186 221V220H185ZM78 222V221H77ZM11 223V218L5 220V227L3 228H0V234H3L4 237H6V239H0V253H3L4 254V257H5V261H6V264H7V261H8V258L9 256H11V259L14 260L16 262V264H35L34 260L31 258V257H28L26 255V253H24L23 251V248H24V244L21 242V240L18 242L15 238L12 237L11 235V232L8 231V228H7V225ZM183 225H184V230L186 229V224L185 222L183 221ZM17 233H19V230L16 229ZM198 228L197 227H194V230H193V235H195V237L197 238V244L200 248V251L203 252L204 254V249H205V246L203 245V243L200 241L198 235ZM10 246V247H9ZM7 250L9 252V254L7 253ZM205 256V255H204ZM205 258L207 259V257L205 256ZM208 261V259H207ZM209 262V261H208ZM211 264V263H209Z\"/></svg>", "mask_w": 264, "mask_h": 264}, {"label": "flooded vegetation", "instance_id": "flooded-vegetation-1", "mask_svg": "<svg viewBox=\"0 0 264 264\" xmlns=\"http://www.w3.org/2000/svg\"><path fill=\"white\" fill-rule=\"evenodd\" d=\"M216 9L217 8H214L211 12H210V17H212L213 18V16H214V13L216 12ZM184 10V9H183ZM199 13V12H198ZM198 29V31H197V33L194 35V38H193V40H194V42H193V46H192V50H191V59H189L187 62H188V64H190V65H187V67L185 68V74H186V78L185 79H182V80H180V82L179 83H177V84H179L180 85V83H183L184 84V86L185 87H187V86H189L190 84L189 83H187L188 81H187V72H188V70L189 69H193V76H192V79L193 80H197L198 78L196 77V66H195V58H194V54H195V52H199V50H197L198 49V47L197 48H195L196 46H200V44H199V42L201 43V38H200V36H202V35H204L205 34V31L203 30V29H201V27H198L197 28ZM190 34V33H189ZM189 36V35H188ZM169 41H170V43H169V45L170 44H173V41H172V39L174 38V36H169ZM187 40H188V37H187ZM199 41V42H198ZM197 43V44H196ZM168 45V46H169ZM175 45V44H174ZM16 52H10V54L12 55V54H14V55H16L15 54ZM17 56V55H16ZM19 57V56H18ZM20 57H21V55H20ZM8 70H9V67H6ZM11 73H13V70H9V74H7V75H5V76H3V78H9L10 76H11ZM94 72H92L90 75H89V81H90V83H92V82H94ZM174 75V74H173ZM89 85V84H88ZM87 87V86H86ZM199 87V86H198ZM227 99H229V98H227ZM226 99V100H227ZM221 105H223L222 103H220ZM224 107V106H223ZM6 150H8V149H6ZM28 150V149H27ZM17 152V151H16ZM15 158H16V156H13L12 157V159L13 160H15ZM26 168V167H25ZM0 177L2 178V177H4V174H2V172H0ZM17 208H19V209H21L22 211H24V212H29L28 210H26L25 209V207H23L22 206V204H20V202H19V204H18V206H17ZM16 211V210H15ZM17 212V211H16Z\"/></svg>", "mask_w": 264, "mask_h": 264}]
</instances>
